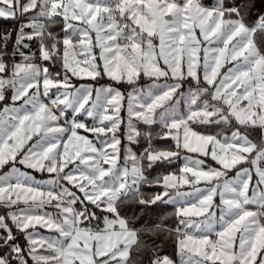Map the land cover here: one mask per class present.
Masks as SVG:
<instances>
[{"label":"snow or ice","instance_id":"snow-or-ice-1","mask_svg":"<svg viewBox=\"0 0 264 264\" xmlns=\"http://www.w3.org/2000/svg\"><path fill=\"white\" fill-rule=\"evenodd\" d=\"M0 264H264V0H0Z\"/></svg>","mask_w":264,"mask_h":264},{"label":"trees","instance_id":"trees-1","mask_svg":"<svg viewBox=\"0 0 264 264\" xmlns=\"http://www.w3.org/2000/svg\"><path fill=\"white\" fill-rule=\"evenodd\" d=\"M171 251V250H170Z\"/></svg>","mask_w":264,"mask_h":264}]
</instances>
